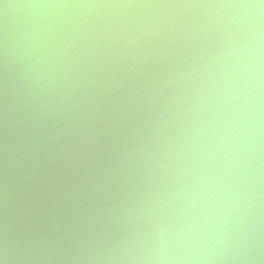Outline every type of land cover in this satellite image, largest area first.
<instances>
[{
    "label": "clouds",
    "instance_id": "1",
    "mask_svg": "<svg viewBox=\"0 0 264 264\" xmlns=\"http://www.w3.org/2000/svg\"><path fill=\"white\" fill-rule=\"evenodd\" d=\"M0 264H264V0H0Z\"/></svg>",
    "mask_w": 264,
    "mask_h": 264
}]
</instances>
